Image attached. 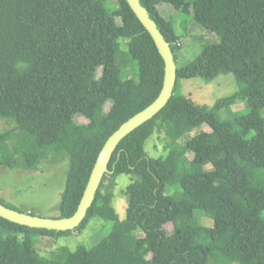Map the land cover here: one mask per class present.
<instances>
[{
    "label": "trees",
    "instance_id": "1",
    "mask_svg": "<svg viewBox=\"0 0 264 264\" xmlns=\"http://www.w3.org/2000/svg\"><path fill=\"white\" fill-rule=\"evenodd\" d=\"M139 1L174 54L172 96L118 143L78 227L32 228L0 217V264H264V0ZM106 4L0 0V118L13 123L0 131V164L34 170L68 158L57 214L49 217L74 213L106 139L162 86L164 62L148 31L126 0L111 10ZM180 14L219 36L182 65ZM226 73L236 89L210 107L180 92L182 79ZM237 102L248 108L232 111ZM78 114L88 121L76 122ZM202 124L209 129L179 142ZM154 132L165 138L156 157L144 148ZM120 174L137 177L124 189L123 219L112 206ZM198 210L212 225L200 224ZM96 216L112 223L94 245L37 252L39 238L82 230Z\"/></svg>",
    "mask_w": 264,
    "mask_h": 264
},
{
    "label": "rangeland",
    "instance_id": "2",
    "mask_svg": "<svg viewBox=\"0 0 264 264\" xmlns=\"http://www.w3.org/2000/svg\"><path fill=\"white\" fill-rule=\"evenodd\" d=\"M116 5V0H107L106 7L111 10ZM120 22L119 18H117ZM175 29L180 36L181 48L177 51L178 64H185L192 60L205 44H211L219 41V36L212 30L203 25L190 20L185 14H180L175 23ZM135 68L136 62L132 63ZM132 71V70H131ZM101 69H97V76ZM236 89V82L232 73L220 74L212 81H206L200 77L182 79L180 81V92L190 98L193 102L210 107L214 102L223 96L230 95ZM111 101L104 106L107 112ZM248 105L237 102L231 106L234 112L246 110ZM221 114L226 116V111ZM264 116V108L259 111ZM76 122L86 123L88 119L82 114L75 117ZM13 123L5 118H0V131L11 128ZM207 130L209 126L202 124L187 132L179 142H184L186 138L200 130ZM165 138L160 132H154L145 142L144 148L150 156H159L164 154ZM192 153L186 154V159H191ZM67 157H62L52 163L45 161L37 169L26 170L22 168H8L0 164V198L9 202L15 207L24 211L34 210L37 214L49 216L57 214V205L60 200V193L64 187L65 172L67 171ZM204 169H212L211 164L203 166ZM137 179L132 174H120L116 176V185L114 187V196L112 206L119 219L126 216L127 197L124 193L125 187L133 180ZM196 216L200 224L210 226L212 220L202 211H196ZM110 221L104 222L99 217H92L86 226L79 231L74 230L68 235L58 238L43 236L36 242L35 247L40 255H48L59 245H67L74 249L77 245L84 244L90 247L104 237L111 229ZM165 229L171 233L173 226L171 223L165 224Z\"/></svg>",
    "mask_w": 264,
    "mask_h": 264
},
{
    "label": "water",
    "instance_id": "3",
    "mask_svg": "<svg viewBox=\"0 0 264 264\" xmlns=\"http://www.w3.org/2000/svg\"><path fill=\"white\" fill-rule=\"evenodd\" d=\"M137 19L152 37L155 46L164 62V73L161 89L157 97L146 107L133 114L106 139L98 153L81 199L74 213L68 217H49L31 214L29 211H19L5 206L0 202V217L32 228L66 231L78 227L84 220L91 206L102 177L108 170V163L118 143L131 131L151 119L172 96L176 83V62L169 43L159 31L155 21L149 16L147 9L139 0H126Z\"/></svg>",
    "mask_w": 264,
    "mask_h": 264
}]
</instances>
